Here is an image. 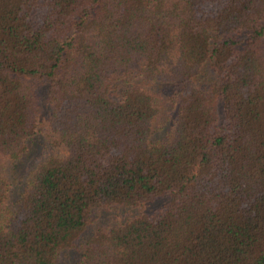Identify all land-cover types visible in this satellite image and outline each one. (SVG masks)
Masks as SVG:
<instances>
[{"label": "trees", "instance_id": "16d2710c", "mask_svg": "<svg viewBox=\"0 0 264 264\" xmlns=\"http://www.w3.org/2000/svg\"><path fill=\"white\" fill-rule=\"evenodd\" d=\"M0 264H264V0H0Z\"/></svg>", "mask_w": 264, "mask_h": 264}, {"label": "rangeland", "instance_id": "374dc122", "mask_svg": "<svg viewBox=\"0 0 264 264\" xmlns=\"http://www.w3.org/2000/svg\"><path fill=\"white\" fill-rule=\"evenodd\" d=\"M116 216H117L119 219H121L123 215L116 211V212H113L112 214H110L108 217H109V218H110V217L115 218ZM108 217H106V218H108Z\"/></svg>", "mask_w": 264, "mask_h": 264}]
</instances>
